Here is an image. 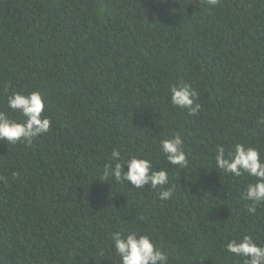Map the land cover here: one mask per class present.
<instances>
[{"label":"trees","instance_id":"trees-1","mask_svg":"<svg viewBox=\"0 0 264 264\" xmlns=\"http://www.w3.org/2000/svg\"><path fill=\"white\" fill-rule=\"evenodd\" d=\"M184 84L195 116L171 104ZM35 91L51 130L0 143V264H120L125 231L169 264H244L226 250L244 235L264 246V205L241 198L253 178L214 169L217 145L264 159V0H0V111L23 122L7 96ZM175 134L183 170L160 152ZM114 149L167 168L172 198L104 177Z\"/></svg>","mask_w":264,"mask_h":264},{"label":"clouds","instance_id":"clouds-1","mask_svg":"<svg viewBox=\"0 0 264 264\" xmlns=\"http://www.w3.org/2000/svg\"><path fill=\"white\" fill-rule=\"evenodd\" d=\"M210 6H216L219 0H207ZM197 92L190 84L173 87L170 90L171 104L181 110H187L190 115H197L201 105L197 102ZM8 107L19 112L24 117L23 122L10 119L5 112L0 111V143L8 144L30 143L33 139L43 136L51 130L52 120L44 116L46 110L45 98L38 92L27 95L12 92L7 96ZM264 125V119L258 126ZM183 138L175 134L171 138L160 141V152L170 165L183 170L188 167V155L183 148ZM127 166V171H124ZM214 169L219 173L232 177L245 174L253 178L244 188L241 198L247 203L245 208L249 214L255 215L258 207L264 205V159L254 147H245L236 143L231 151H226L223 145H217L214 153ZM103 176L111 178L115 183L127 184L134 189L150 188L158 190L160 200H169L173 196L169 185L167 168L153 169L152 161L137 155L121 158L119 149L111 153L110 162L102 170ZM0 181L6 178L0 176ZM120 264H169L168 255L157 248L148 235H140L136 231L115 232L110 238ZM228 253L243 258L244 264H264V246H260L249 235L232 239L226 244Z\"/></svg>","mask_w":264,"mask_h":264}]
</instances>
